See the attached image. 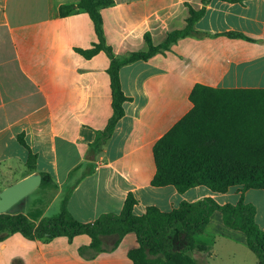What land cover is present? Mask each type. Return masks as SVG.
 Listing matches in <instances>:
<instances>
[{
	"label": "crops",
	"instance_id": "crops-1",
	"mask_svg": "<svg viewBox=\"0 0 264 264\" xmlns=\"http://www.w3.org/2000/svg\"><path fill=\"white\" fill-rule=\"evenodd\" d=\"M78 2L0 0V191L30 174L51 177V184H40L6 213H21L37 224L56 216L65 200L75 220L91 223L101 214L120 213L128 194L136 200V215L148 206L168 212L181 201L204 197L219 204L228 203L219 197L232 204L241 197L246 201L249 189L239 186L225 193L203 186L183 193L172 186H151L152 147L192 108L188 96L195 84L264 89V0H113L102 8L104 36L117 57L147 50L145 33L159 44L169 32L184 28L188 7H204L194 25L197 31L220 35L181 38L164 53L122 66L119 81L128 99L122 104L123 116L101 145L94 144L95 131L104 129L112 113L109 59L103 52L85 59L74 51L97 41L86 13L59 15L61 5ZM29 153L35 157L34 170L26 166ZM261 195L251 194L249 203L256 208L253 200ZM257 215L258 209L255 222L264 229ZM210 223L197 237H207L208 248L188 252L196 264H210L215 233L244 242V236ZM113 240L104 239L108 244ZM90 242L84 234L43 243L14 233L0 241V264H133L127 257L137 246L133 233L112 251L93 258L79 255L78 248Z\"/></svg>",
	"mask_w": 264,
	"mask_h": 264
},
{
	"label": "trees",
	"instance_id": "trees-1",
	"mask_svg": "<svg viewBox=\"0 0 264 264\" xmlns=\"http://www.w3.org/2000/svg\"><path fill=\"white\" fill-rule=\"evenodd\" d=\"M208 0H203V4ZM113 4V0H79L76 4L61 5L59 15L65 17L86 13L97 41L90 48H74L89 59L99 52L109 59L106 73L111 91V116L103 130L95 131L94 144L101 145L112 133L123 116L122 104L128 98L121 90L119 69L138 60H147L164 53L177 40L185 37H216L194 28L203 15L204 7H188L186 25L169 32L163 42L153 44L144 34L147 50L131 52L125 57L115 56L107 43L100 10ZM228 37L243 38L235 32ZM192 108L178 120L152 147L155 173L150 182L153 187L172 186L179 193L203 186L213 193H225L231 187L254 189L264 193V89L225 90L195 84L189 93ZM20 142L25 145L22 136ZM29 170L35 168V157L29 153L26 160ZM51 184V177L43 174L41 185ZM62 203L54 217L42 218L33 224L25 215L0 214V241L19 233L27 240L47 243L64 236L69 241L77 235H87L91 242L78 248L79 255L93 258L98 253L114 250L123 236L133 233L137 246L127 251L133 264H196L188 252L207 249L210 243L197 239L207 228L214 213H219L222 225L240 232L244 243L264 264V229L255 222L256 208L245 203L242 197L234 204H219L212 197L189 202L181 201L168 212L148 206L142 215L134 213L136 200L128 194L120 213H105L91 223L75 220ZM105 238H113L108 244Z\"/></svg>",
	"mask_w": 264,
	"mask_h": 264
},
{
	"label": "rangeland",
	"instance_id": "rangeland-1",
	"mask_svg": "<svg viewBox=\"0 0 264 264\" xmlns=\"http://www.w3.org/2000/svg\"><path fill=\"white\" fill-rule=\"evenodd\" d=\"M262 192V191H261ZM260 191H256L254 189H249L248 194L246 195V198L244 201L245 203L251 202L250 195L251 194H262ZM219 201H227L228 203L232 204V200L225 199L222 197L218 198ZM253 200L256 205V209H258V215H257V222L259 224L264 221V195H261L260 197L254 198ZM211 226H213L214 229H218L219 226H223L221 222V218L218 214H214L213 217H211ZM225 228V227H224ZM224 232L237 234V236L243 235L240 232L233 231L230 229H224ZM215 237L217 239V246L213 247L211 253L212 258L210 260V264H257L255 255L248 250L244 242L239 241H230L227 238L220 237L218 234L215 233ZM200 242L203 243H209V239L207 237H200ZM225 245H229L230 247H225Z\"/></svg>",
	"mask_w": 264,
	"mask_h": 264
},
{
	"label": "water",
	"instance_id": "water-1",
	"mask_svg": "<svg viewBox=\"0 0 264 264\" xmlns=\"http://www.w3.org/2000/svg\"><path fill=\"white\" fill-rule=\"evenodd\" d=\"M40 184L41 176L39 174H30L3 188L0 191V214L6 213L14 204L19 202Z\"/></svg>",
	"mask_w": 264,
	"mask_h": 264
}]
</instances>
